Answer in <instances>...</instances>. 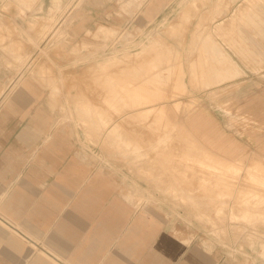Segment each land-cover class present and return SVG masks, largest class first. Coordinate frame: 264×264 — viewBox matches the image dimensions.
Returning <instances> with one entry per match:
<instances>
[{
	"label": "rangeland",
	"instance_id": "obj_1",
	"mask_svg": "<svg viewBox=\"0 0 264 264\" xmlns=\"http://www.w3.org/2000/svg\"><path fill=\"white\" fill-rule=\"evenodd\" d=\"M260 29L264 0H0V67L46 84L79 152L175 238L264 264ZM127 90L150 102L128 107Z\"/></svg>",
	"mask_w": 264,
	"mask_h": 264
},
{
	"label": "crops",
	"instance_id": "obj_2",
	"mask_svg": "<svg viewBox=\"0 0 264 264\" xmlns=\"http://www.w3.org/2000/svg\"><path fill=\"white\" fill-rule=\"evenodd\" d=\"M12 75L0 67V264H223L79 152L46 84Z\"/></svg>",
	"mask_w": 264,
	"mask_h": 264
},
{
	"label": "bare ground",
	"instance_id": "obj_3",
	"mask_svg": "<svg viewBox=\"0 0 264 264\" xmlns=\"http://www.w3.org/2000/svg\"><path fill=\"white\" fill-rule=\"evenodd\" d=\"M80 1H82V0H78V3H80ZM70 5V4H69ZM69 7V6H68ZM77 7V6H76ZM72 11H74V10H72ZM65 13V12H64ZM67 14V13H66ZM65 14V15H66ZM67 18V17H66ZM70 18V17H69ZM73 19V18H72ZM60 23V22H59ZM261 30V29H260ZM261 31H264V29H262ZM264 33V32H263ZM106 34L108 35V32H106ZM257 48V47H256ZM24 68V67H23ZM156 68L157 67H155L154 69H152L153 70V73H152V76H151V80H160V79H162L163 77H162V75L161 74H157V70H156ZM24 71V70H23ZM22 73L23 72H21V73H19V76H21L22 75ZM237 74H240V72H237ZM23 77V76H22ZM17 78V77H16ZM18 79V78H17ZM19 80H20V77H19ZM14 82V81H13ZM18 82V81H17ZM13 85V84H12ZM130 91L129 90H127V93H125L124 95H123V98L125 99L124 101H125V104L128 106V107H130V108H134V107H136V106H139L140 104H147V103H149L150 102V99H151V97L150 96H145V94L143 93V90H138V91H135L134 93H129ZM117 98H119V97H117ZM122 99V98H121ZM168 109L169 108H162L159 112L160 113H163V114H169V112H168ZM145 110V109H144ZM147 111H152V110H150V109H148ZM156 112H157V110H156ZM107 130V129H106ZM189 130L190 131H195V132H197V133H200L201 131H204V130H207V128L206 127H204L202 124H201V122L200 121H196L192 126H191V128H189ZM107 132V131H106ZM114 132V133H113ZM100 133V132H99ZM110 133H113L112 134V136L110 137ZM102 134V133H101ZM115 134H116V131H109L108 133H107V135L105 136V139L103 140V145L104 146H107V147H110V145H111V143H112V141H111V138L113 137V136H115ZM98 135V134H97ZM198 136V135H197ZM200 136H202V134L200 135ZM199 137V136H198ZM103 138V137H102ZM200 138V139H199ZM199 138H197V139H192L194 142H197L200 146H202V147H204V148H206L205 146L206 145H211V139L210 138H208V137H206L205 139H203V138H201V137H199ZM213 139V138H212ZM101 143V142H100ZM124 144V143H123ZM208 152H209V154L210 155H214L210 150H208V149H206ZM221 150V149H220ZM207 152V153H208ZM212 153V154H211ZM209 157V156H208ZM207 157V158H208ZM236 170L239 172V170H243V166L241 165V166H238L237 168H236ZM250 170V169H249ZM244 171H246V173H247V175L249 176V178L250 179H259L261 176H257V175H254L253 174V172H251V171H248V169H245L244 168ZM243 171V172H244ZM240 173H238V175H239ZM242 175V174H241ZM221 176V175H220ZM234 176H235V174H234ZM237 176V175H236ZM240 176V175H239ZM233 177V176H232ZM245 177V176H244ZM253 177H258V178H253ZM242 178V177H241ZM247 178V177H246ZM236 181H237V179H236ZM239 181V180H238ZM243 181V180H242ZM246 184V183H245ZM239 185V184H238ZM234 187V186H233ZM239 187H236V191H237V194H243V191H241V190H239L238 189ZM234 193V192H233ZM251 193H253V192H251ZM238 197V196H237ZM239 199V198H238ZM247 199V198H246ZM240 200V199H239ZM242 201H243V199H242ZM247 203H249L250 201H248V200H245ZM247 205V204H246ZM262 212V211H261ZM245 218H246V216H245Z\"/></svg>",
	"mask_w": 264,
	"mask_h": 264
}]
</instances>
